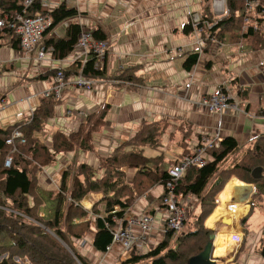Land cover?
Masks as SVG:
<instances>
[{
	"label": "trees",
	"instance_id": "1",
	"mask_svg": "<svg viewBox=\"0 0 264 264\" xmlns=\"http://www.w3.org/2000/svg\"><path fill=\"white\" fill-rule=\"evenodd\" d=\"M24 1L0 0V19L21 12ZM248 1L257 2L251 15L253 23L241 30L249 9ZM201 4V22L195 27L204 22L208 24L205 30H201L204 43L209 39L219 43L234 40L243 43L245 39L246 49H264V0H225V12L219 18L213 16L212 0H201ZM26 15L50 16V31L68 22L64 36H49L46 46L52 48V56L58 61L73 52L81 33V26L76 22L81 13L67 7L65 2L48 11L39 0H33ZM190 23L183 27L186 35L195 28ZM92 36L95 40L107 38L100 27L92 32ZM13 37L12 31L6 32L0 48L11 43V48L19 51L18 41ZM198 58V52L189 54L183 67L190 71L197 64ZM94 62L95 58H89L82 69L83 75L104 80L105 70L96 69ZM79 68L80 62L77 60L62 71L66 77H71L77 74ZM56 71L50 69L36 79H48ZM114 79L120 83L137 82L131 70H125ZM60 103L61 100L53 97H43L29 118L0 128V264H94L92 262L96 258L90 257L89 261L76 249V241L87 237L90 230H93L91 246L95 252L105 254L106 248L112 246V232L116 224L112 218L123 219L137 199L156 186L163 187V193L156 201L165 207L167 192L164 187L168 175L167 171H160L163 156L148 157L144 149L157 150L166 130L171 128L174 133L181 134L177 145L183 149L182 155L190 154L186 141L191 128L186 122L172 125L168 121H156L143 123L132 138L118 145L109 156L99 157L97 167L81 163L76 153L94 152L92 136L102 130L110 107L103 105L99 112L89 114L76 131L66 135L57 129L51 132L47 130L48 121L54 117V107ZM259 113L264 116V109ZM14 132L20 136L12 138ZM43 133L49 134L50 145H46L41 138ZM8 140L11 142L7 143ZM249 146L241 151L234 138L225 137L220 141L218 149L208 151L209 161L204 166L186 169L175 191L184 196H193L198 202V218L192 221L189 219L186 223L187 229L194 227L193 230L187 233L184 230L171 246L169 236L166 235L162 243L155 244V248L142 254L131 252L125 259H121L120 264H188L203 254L213 234L204 229V220L210 216L214 197L223 189L230 175L255 185L249 201L250 212L240 220L242 231L246 233L249 215L257 209L256 206L264 204V134ZM69 153H73L72 159L75 160L68 163L56 188H40V170L54 166L59 156ZM255 168L260 169L261 176L258 179L252 177ZM90 194H100L101 198L90 209H86L81 202ZM29 219L32 224L26 223ZM258 251L264 260V238L259 241Z\"/></svg>",
	"mask_w": 264,
	"mask_h": 264
},
{
	"label": "crops",
	"instance_id": "2",
	"mask_svg": "<svg viewBox=\"0 0 264 264\" xmlns=\"http://www.w3.org/2000/svg\"><path fill=\"white\" fill-rule=\"evenodd\" d=\"M62 2L63 0H49L46 9L51 11ZM69 6L83 14L81 19L86 29L93 32L100 27L105 31L110 47L106 60L102 63L106 77L95 85L92 92L76 90L68 84L61 104L54 107L55 115L47 123L48 131L57 129L63 133L74 132L85 120H82L79 112L89 115L99 112L103 105H108L110 110L105 118V125L100 132L93 135L94 143H97L94 152L100 155H110L118 145L131 138L143 123L156 121H168L172 125L186 122L191 128L186 141L189 153L194 151L201 137H232L238 144L244 145L264 134V116L259 113L264 109V49H246L245 39L243 43L237 40L219 43L209 39L206 48H202L204 50L199 53L197 64L190 71L183 67L187 56L200 50L198 38L201 37V31L200 36L194 30L186 35L183 27L190 23L192 15L200 16L201 0H71ZM212 12L216 18L223 14L215 12L213 8ZM11 46L0 48V128L29 118L43 98V91L50 87L53 77L36 79L38 75L53 68L38 65L33 60L19 59V51L13 50ZM69 59H72V54L68 55L64 64H69ZM42 69L43 72H40ZM125 70H131L137 82L120 83L108 78L119 76ZM223 87L232 97L239 98L241 112L211 113L206 106L201 105L204 97L222 90ZM241 95L245 97L242 98ZM66 109L72 111L70 117L65 115ZM41 136L47 144L50 143V140L47 142L49 134L43 133ZM180 137V133H174L168 128L157 150L144 149V154L148 157L163 156L161 172L167 171L170 162L182 155L183 149L177 145ZM94 152L79 151L76 153L77 160L96 166L99 156L96 157ZM72 157L73 153L59 156L54 166L43 168L39 183L45 178L46 185L51 186L52 190L55 189L61 168ZM234 183L236 182L233 181L230 188ZM238 189L243 188L240 186ZM162 193L163 187L160 185L145 193L137 199L125 218L150 212L154 217V227L159 230L164 212L156 199ZM223 193L225 192L222 191L217 196H220L218 206L221 210L215 209L216 213L222 212L220 221L212 213L204 223L209 229L212 220L216 226L221 222L217 230L220 234L230 231L228 222L231 212H228L229 209L227 211V207L229 208L230 202H236L233 201V196L237 197L234 189L226 193L228 199ZM253 194L254 187L240 194L241 202L248 206L249 211H243L242 216H238L237 223V215L233 217L238 228V237L236 243L227 248V252L233 256L229 262L214 257L218 264H234L233 260L243 241L245 245L248 243L249 248L244 246L239 256L244 255L247 263H262V257L255 255V250L259 247L264 229H254L253 223L248 220L246 234L240 225V220L250 212L248 202ZM100 198V194H90L82 200V204L89 209ZM192 201H196V198H190V211L197 205L196 202L193 206ZM240 207L236 206L235 211L238 212ZM210 230L215 234L213 250L216 252V245H219L216 240L221 242L226 240V236L222 234L221 237H216V231ZM93 235L94 231L90 230V243ZM163 238L164 234L158 233L156 241L149 244L150 248H155L152 246L159 244ZM123 253L120 244H113L110 251L101 256L111 254L116 258ZM221 255L225 257L224 253ZM249 256L256 258L251 260ZM97 264L104 262L99 261Z\"/></svg>",
	"mask_w": 264,
	"mask_h": 264
},
{
	"label": "built area",
	"instance_id": "3",
	"mask_svg": "<svg viewBox=\"0 0 264 264\" xmlns=\"http://www.w3.org/2000/svg\"><path fill=\"white\" fill-rule=\"evenodd\" d=\"M33 0H25L21 12H16L11 15H5L0 19V43L6 37V32L12 31L13 35L19 46L21 60H33L36 64L49 66L53 68L56 73L52 77V82L49 88L43 91V97H53L55 100H61L63 93L68 84L73 86L76 90H83L85 92H92L95 85L100 81L94 78H88L83 75L82 69L89 60L95 58L94 67L102 69V63L105 59L107 50L106 40H95L92 36V31L84 30L81 17L76 19V22L81 26V33L79 35L77 44L75 45L72 54V59H69V64H64V60H54L52 56V48L47 47L44 39L54 31L51 30L52 19L48 15L27 16V8L31 5ZM71 0H63L68 7ZM222 0H219L217 7L213 10L218 13H224L225 7H220ZM225 1V0H223ZM42 6L48 8L49 0H39ZM60 5V4H59ZM58 5V6H59ZM57 6V7H58ZM249 9L254 8L253 2H248ZM200 18L193 16L191 19L193 27L198 24ZM64 28L68 26V22L62 24ZM196 28V27H195ZM3 37V38H2ZM49 37V36H48ZM47 39V38H46ZM198 42L199 49L204 48V42ZM9 42V41H7ZM11 43H7L10 46ZM33 56V58H31ZM80 62V68L77 74L71 77H66L63 69L71 65V62ZM2 65L0 64V71ZM238 102L232 97L229 92L220 90L208 97L202 99V104L208 108L211 113L223 114L227 110L238 109ZM18 132H14L12 138L19 137ZM221 139L218 136L212 138H204L194 148V151L187 155H181L175 162L170 165L167 170L168 179L165 183V191L167 198L165 200V207H161L164 212L162 219V227L156 230L154 227V217L150 212H145L138 217L121 218L113 217L112 220L116 222L112 232V245L120 244L123 254L128 256L131 252L135 254H142L144 249H150V243L156 241L158 233L169 236L170 240H176L178 236L183 233L184 225L189 215L190 198L193 196H184L182 193L176 192V187L180 179L184 176L186 169L190 167H202L209 159L208 151L218 149L220 147ZM8 140L7 143H10ZM210 158V156H209ZM9 163V162H7ZM216 205L218 204L217 197L215 199ZM238 202L229 203L228 209L234 214ZM229 212V211H228ZM212 231V230H211ZM213 232V231H212ZM214 234V232H213ZM86 240H82L81 244L86 245ZM112 246L106 248V253L110 251ZM214 248V247H213ZM211 261L218 264L212 255Z\"/></svg>",
	"mask_w": 264,
	"mask_h": 264
},
{
	"label": "rangeland",
	"instance_id": "4",
	"mask_svg": "<svg viewBox=\"0 0 264 264\" xmlns=\"http://www.w3.org/2000/svg\"><path fill=\"white\" fill-rule=\"evenodd\" d=\"M219 0H212V4H211V6H212V8L214 9V8H216L217 7V5H216V3L218 2ZM248 2H253V4H254V8L253 9H247V15L245 16V18L243 19V24H242V28H241V30H245V27L247 26L248 27V25L249 24H251V23H253V22H251V15L253 14V11H254V9H255V7L257 6V2L256 1H248ZM69 6V5H68ZM220 7H225V1H221V4H220ZM69 8H71L70 6H69ZM224 14V13H223ZM222 14V15H223ZM222 15H220V16H218L217 18H219V17H221ZM194 16H195V14H194ZM196 16H198L199 18H200V21L199 22H201V17L197 14ZM213 16H214V14H213ZM215 17V16H214ZM81 18H83V14H81ZM193 18V15H192V17H191V19ZM216 18V17H215ZM82 23H83V20H82ZM205 24H203V25H200V26H197L196 28H194V31L195 32H197L198 34H199V36H200V31L202 30H205L206 29V27H207V23L206 22H204ZM190 24H192V22L190 23ZM206 25V26H205ZM264 25V24H263ZM192 27H193V25H192ZM62 29V30H61ZM83 29L84 30H90V29H86L85 28V25L83 24ZM247 29V28H246ZM63 30H65V28L62 26V24L61 25H58L55 29H54V31L53 32H51L48 36H51V37H55V38H61V37H63L64 36V32L65 31H63ZM48 36L46 37V38H48ZM46 38L44 39V43L46 44ZM201 38V37H200ZM200 38H198V42H201L200 40H202V39H200ZM203 41V40H202ZM204 42V41H203ZM204 44V48H206V43H203ZM107 50H106V55H107V52L109 51V42L107 41ZM203 51V49L201 48L199 51H198V54L199 53H201ZM106 55H105V59H104V61L106 60ZM31 58H33V56H31ZM65 60H67V58L65 59ZM40 72H43V69H42V71H40ZM53 74V73H52ZM38 76H40V75H38ZM114 77L115 76H109L108 78H112V79H114ZM115 80V79H114ZM111 81V80H110ZM115 81H117V80H115ZM70 85V84H69ZM73 87V86H72ZM223 91H226L227 92V89L225 88V87H223L222 88V92ZM64 92H65V90H64ZM64 94V93H63ZM201 100V99H200ZM199 100V101H200ZM235 101L236 102H238L237 104H238V109H231V110H227L228 112H230V111H233V112H235V111H238L239 110V112H241V109H239V102H240V100H239V98H235ZM61 104V103H60ZM60 104H58V105H60ZM58 105H56V107L58 106ZM201 105H202V103H201ZM226 112V111H225ZM79 114H80V116H81V118H82V120H86L87 119V117H88V115H85V114H87V113H85V112H79ZM90 114V113H89ZM55 115V111L53 110V116ZM65 115L66 116H68V117H70L71 115H72V111H70V110H67L66 109V112H65ZM84 120V121H85ZM70 133H72V132H66V133H64V134H66V135H68V134H70ZM133 137V136H132ZM131 137V138H132ZM204 138H207V137H204ZM204 138L203 137H201V139L199 140L200 142L201 141H204ZM130 139V138H129ZM128 139V140H129ZM221 140L223 139V138H220ZM50 140V143H51V139H47V142ZM44 142H46V140H43ZM198 141V142H199ZM50 143L48 142V144H46V145H50ZM92 143H93V145H94V148H95V144L97 145V143L95 142L94 143V136H92ZM248 143V144H247ZM246 144L244 143V145H240V148H241V151H244V150H246L248 147H250L249 146V142H247ZM246 145V146H245ZM188 146V145H187ZM146 151H148V149H146ZM82 152H84V151H82ZM89 153H92V152H89ZM95 154H96V151L94 152ZM101 157V158H105V157H107V156H109V154L108 155H100L99 153H97L96 154V157ZM99 157L97 158V163H98V159H99ZM205 158L206 159H208V156L207 155H205ZM72 160H75V159H71V161ZM80 162L81 163H84L85 161H81L80 160ZM68 163L69 162H67V164L64 166V168H66L67 166H68ZM85 164H87V165H89L87 162H85ZM7 165H9L8 163H7ZM89 166H91V165H89ZM93 167H97V164H96V166H93ZM64 168H61V172H60V175L63 173V171H64ZM42 170H40V172H41ZM38 173V182H40V175H42V172L41 173ZM60 177V176H59ZM52 178V177H51ZM59 180V179H58ZM45 181V178H43L42 179V183L41 184H39L40 185V188H43L44 190H52L51 189V186H48V185H46V183L44 182ZM236 182V183H234L233 184V186H232V188H230V186H231V184H232V182ZM58 182V181H57ZM226 183H225V185H224V187H223V189L220 191V192H225V193H223L222 195H225L226 196V198L228 199V194H226L227 192H229V190H233L234 189V193H235V195H237V197L235 198L234 196H233V201H238V200H240V194L241 193H245L246 192V190H251L252 189V187H254L255 188V185L254 184H250L249 186L248 185H245L244 183L245 182H242V181H240V179L238 178V176H236V175H230V176H228L227 177V179H226V181H225ZM246 184H249V183H246ZM240 186H242V188L243 189H238ZM227 191V192H226ZM217 196H218V194H217ZM217 196H215L214 198L216 199V197ZM218 198H220V196L219 197H217V200H218ZM214 199V200H215ZM221 199H223V197H221ZM250 201V200H249ZM196 202H197V200L196 201H192V204H193V206H195V204H196ZM239 202V201H238ZM249 203V202H248ZM241 205H243V203L241 202V200H240V202L238 203V205H236L237 207H240ZM216 206V203H214V207H213V210H212V212H211V214L213 213V216L214 217H217V219H218V221H220V217L222 216V212H220V211H217V213H216V210H221V207L220 206H218V204H217V206ZM257 207V209L256 210H253L252 212H251V215H249V217H248V220H250V223L252 224L253 223V225H254V229H256V230H263L264 229V204L263 205H261V206H256ZM220 208V209H219ZM241 208V207H240ZM259 208V209H258ZM216 209V210H215ZM261 209H262V212H260L261 211ZM238 210V212H236V211H234V214H232L231 213V215H230V219H229V224H230V231H228V232H226L225 234L224 233H222L221 232V234L217 231L218 230V228H220V224H221V222H220V224H219V226H216L215 225V223L213 222V220H212V222H210L211 224L209 225V229H207L206 227H205V225H204V223H205V221H206V219L209 217H207L205 220H204V223H203V227H204V229L205 230H207V231H211L210 229H213V230H215L216 231V237L217 236H219V237H221V235L223 234L224 236H226V240H223V241H218V240H216V242L219 244V245H216L217 246V248H218V251H216L215 252V249L213 250L214 252H213V256L215 257V258H220V259H223L224 260V262H229L230 260H231V258H232V256L233 255H230V253L229 252H227L228 250H227V248H229V246L230 245H234L235 243H236V240H237V237H238V228L236 227V223H237V221H238V216H242V212L244 211L245 212V210H247V211H249V208H248V206L247 205H243V207L241 208V209H237ZM260 210V211H259ZM229 212H231V211H229ZM259 212V213H258ZM254 213H256L254 216H253V214ZM210 214V215H211ZM198 215H199V209H198V202H197V205H196V207H194L191 211H190V209H189V215L187 216V220H186V223L188 222V220L190 219V221H192L195 217H196V219L198 218ZM237 215V216H236ZM234 216H236V218H235V222L236 223H234ZM253 216V217H252ZM226 222V221H225ZM26 223H33L30 219H29V221H26ZM186 223H185V225H184V229H183V232H184V230H186V233L187 232H191L192 230H193V228L192 229H190V228H188L187 229V227H186ZM194 223V222H193ZM247 227L249 228V225H247ZM262 233H263V237L262 238H264V230L262 231ZM246 234H247V232H246ZM261 238V239H262ZM82 240L84 241V240H86L85 242H86V245L85 246H83V244H81V242H82ZM165 239L163 238L162 240H160L159 241V244L160 243H162L163 241H164ZM175 240H170V239H168V242H169V246H171L172 245V242H174ZM75 247H76V249L82 254V255H84L88 260H89V258L91 257V258H98L97 260H93V263L94 264H97L99 261L100 262H104V264H120L121 263V259H123L124 257H127L125 254H123L121 257H116V258H113L112 256H111V254H109V255H107V256H101L102 254H99V253H97V252H95L94 250H93V248H92V246H91V243H90V240L88 239V236L87 237H85V238H83V239H81V240H78V241H76L75 242ZM61 245V244H60ZM62 246V245H61ZM155 246V245H154ZM154 246H152V247H154ZM244 246L246 247V248H249L248 247V243L245 245V242L243 241L242 242V244L240 245V247H239V249H238V254L235 256V258H234V260H233V263L234 264H258V263H255V261H253V262H249V263H247L246 262V260H245V258H244V255L243 256H239L240 255V253H241V251H242V249L244 248ZM151 247V246H150ZM214 248H215V246H214ZM151 249V248H150ZM259 247H257V249L255 250V255H257L258 257L260 256V254H259ZM145 251H148V249H144L143 250V253L145 252ZM220 251V252H219ZM222 251V252H221ZM225 254L224 256L225 257H223L221 254ZM249 258L252 260V259H254V258H256V257H254V256H249ZM125 259V258H124ZM261 260V264H264L263 263V259L261 258L260 259ZM90 261V260H89ZM77 262V261H76ZM77 264H80L79 262H77Z\"/></svg>",
	"mask_w": 264,
	"mask_h": 264
},
{
	"label": "water",
	"instance_id": "5",
	"mask_svg": "<svg viewBox=\"0 0 264 264\" xmlns=\"http://www.w3.org/2000/svg\"><path fill=\"white\" fill-rule=\"evenodd\" d=\"M260 176H261L260 169L259 168H255L252 171V177L254 179H258ZM214 238H215V234H211V242L207 245V247H206L205 251L203 252V254H201L196 259L190 260L188 264H215V262L211 261V259H210L211 255H212V251H213Z\"/></svg>",
	"mask_w": 264,
	"mask_h": 264
},
{
	"label": "clouds",
	"instance_id": "6",
	"mask_svg": "<svg viewBox=\"0 0 264 264\" xmlns=\"http://www.w3.org/2000/svg\"><path fill=\"white\" fill-rule=\"evenodd\" d=\"M81 204H82V202H81ZM82 206H83V204H82ZM84 207V206H83ZM87 209V208H86ZM90 209V208H89Z\"/></svg>",
	"mask_w": 264,
	"mask_h": 264
}]
</instances>
